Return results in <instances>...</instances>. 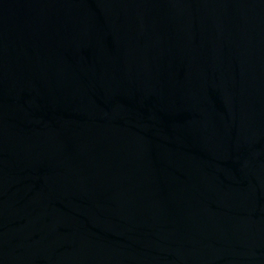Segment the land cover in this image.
<instances>
[{"label":"water","instance_id":"obj_1","mask_svg":"<svg viewBox=\"0 0 264 264\" xmlns=\"http://www.w3.org/2000/svg\"><path fill=\"white\" fill-rule=\"evenodd\" d=\"M0 264H264V0H0Z\"/></svg>","mask_w":264,"mask_h":264}]
</instances>
